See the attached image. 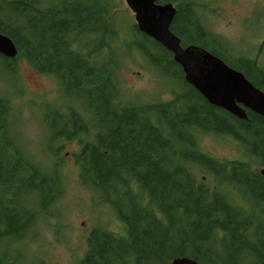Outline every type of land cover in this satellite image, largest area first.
Here are the masks:
<instances>
[{"label": "trees", "instance_id": "1", "mask_svg": "<svg viewBox=\"0 0 264 264\" xmlns=\"http://www.w3.org/2000/svg\"><path fill=\"white\" fill-rule=\"evenodd\" d=\"M179 1L187 2L177 5L169 28L181 44L207 49L264 91V67L247 55H229L190 10L194 3ZM3 3L13 13L0 12V33L14 42L15 57L53 74L67 93L77 89L89 99L82 111L69 110L77 120L68 123L70 129L55 133L88 136L80 138L74 154L80 182L115 210L124 234L90 228L78 264L168 263L176 256L199 264H264V176L249 167L251 158L264 164V117L246 109L247 118L240 119L209 104L184 80L171 52L134 24V43L149 61L170 75L175 67L203 102L192 122H161L173 101L125 103L111 74L112 57L106 55L108 68L101 62L105 56L99 52L115 31L106 22L105 0H54L48 7L39 0H2L0 10ZM151 46L157 49L150 52ZM7 107L0 101V264H16L15 245L28 240L37 212L47 210L61 188L55 172H44L14 143ZM212 115L220 122H209ZM195 130L231 135L247 158L220 160L203 153ZM198 169L210 173L214 184L197 177ZM228 186L249 188L250 207L232 201ZM25 189L35 193L23 197Z\"/></svg>", "mask_w": 264, "mask_h": 264}, {"label": "rangeland", "instance_id": "2", "mask_svg": "<svg viewBox=\"0 0 264 264\" xmlns=\"http://www.w3.org/2000/svg\"><path fill=\"white\" fill-rule=\"evenodd\" d=\"M53 1L39 0V6L48 7ZM190 1L196 6L195 14L203 29L222 41L229 55H247L264 67V0ZM103 5L108 8L106 22L111 23L115 31L99 54L105 56L101 62L107 68L111 61L106 55L112 57L111 74L115 75L120 98L125 103L173 101L168 111L159 116L160 121L192 122L191 114L203 104L202 100L182 83L175 67L171 75L160 72L135 45L134 40L139 36L133 31L134 15L124 0H105ZM0 12L3 15L13 13L7 3L2 4ZM18 15L15 12V17ZM71 47L78 48L75 44ZM156 49L151 46L149 51ZM73 92L67 93L53 74L36 70L22 56L5 60L0 57V101L8 106L7 118L10 132L15 136L14 143L35 165L43 167L44 172H55L61 188L50 207L37 212L39 217L27 232L28 240L15 245V252L11 255L17 257L16 264H78L86 251V236L90 228L99 227L117 235L124 234L115 210L92 188L80 182L74 154L79 151L80 138L84 140L88 136L81 133L65 137L55 133L70 129L68 123L76 120L69 110L82 111L88 105L86 95L77 89ZM197 115L204 116L200 112ZM209 122L220 120L212 115ZM195 136L200 150L211 157L220 160L247 158L229 134L195 130ZM249 163L250 169L256 172L264 166L257 158H251ZM196 171L197 177L205 184H214L210 173L203 169ZM228 187L232 201L237 200L250 207L249 188ZM25 191L23 197L35 193L31 189ZM237 194L240 198L236 197ZM152 264L167 262L156 260Z\"/></svg>", "mask_w": 264, "mask_h": 264}, {"label": "water", "instance_id": "3", "mask_svg": "<svg viewBox=\"0 0 264 264\" xmlns=\"http://www.w3.org/2000/svg\"><path fill=\"white\" fill-rule=\"evenodd\" d=\"M133 12L139 31L154 39L172 54L179 64L184 80L211 105L222 108L233 116L246 119V109L264 117V91L245 75L227 65L220 57L194 44L182 45L169 28L175 8L170 2L156 0H124ZM0 54L14 58V42L0 33ZM264 176V167L259 169ZM167 264H199L188 256L173 257Z\"/></svg>", "mask_w": 264, "mask_h": 264}, {"label": "flooded vegetation", "instance_id": "4", "mask_svg": "<svg viewBox=\"0 0 264 264\" xmlns=\"http://www.w3.org/2000/svg\"><path fill=\"white\" fill-rule=\"evenodd\" d=\"M176 1V0H175ZM175 1H165V0H156V3H165V2H170L173 6H174V8H175V13H176V11H177V5L178 4H183V5H185V3L187 2V1H185V2H180L179 0H177L176 2ZM188 3H190V1L188 2ZM185 6H183L182 8H184ZM195 4H194V6H190V10H192L193 12H194V14H195ZM175 13H174V15H175ZM195 16L197 17V19H198V21H199V23H200V20H199V18H198V16L195 14ZM173 19V18H172ZM172 21V20H171ZM201 24V23H200ZM201 26H202V24H201ZM176 35V34H175ZM179 37V36H178ZM179 39H180V41H181V37H179ZM187 45H189V44H187ZM2 57H4L3 55H2ZM6 58V57H5Z\"/></svg>", "mask_w": 264, "mask_h": 264}]
</instances>
